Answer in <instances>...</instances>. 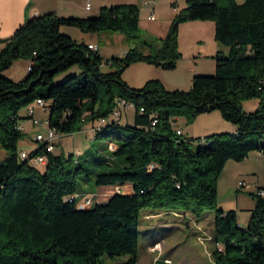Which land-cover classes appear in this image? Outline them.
<instances>
[{
    "label": "trees",
    "instance_id": "trees-1",
    "mask_svg": "<svg viewBox=\"0 0 264 264\" xmlns=\"http://www.w3.org/2000/svg\"><path fill=\"white\" fill-rule=\"evenodd\" d=\"M193 20L213 21L214 39L228 48L226 54L212 56L214 74L193 76L188 90L167 89L158 79L141 87L127 84L121 73L131 63L174 68L181 56L178 26ZM138 23L134 3L102 5L92 17L47 12L27 19L3 41L0 149L6 155L0 161V264H104L103 257H125L114 264H138L139 218L145 208L196 217L212 210L213 263L264 264V195L250 193L254 205L242 227L234 209L218 208L216 193L227 160L241 161L256 150L264 153V0H186L166 35L157 38L160 46L154 54L130 48L122 56L103 59L60 30H113L132 39ZM17 59L28 62L27 73L13 81L1 72ZM101 64L111 70L102 71ZM74 65L78 74L51 83ZM253 98L258 99L256 109L243 111L242 103ZM37 99L48 107V129L72 134L91 124L93 139L105 141L108 152L94 155L89 146L82 153L54 154L40 144L30 153H46L43 171L21 159L17 144L24 133L16 128L18 113ZM118 100L133 105L131 124H121L120 114L113 116ZM212 110L235 130L199 138L195 147L193 138L177 135L169 122L178 116L191 122ZM93 156L99 171L83 164ZM79 179L113 186L114 192H122L119 186L130 189L103 202L91 196L92 205L78 208V197L86 193H77Z\"/></svg>",
    "mask_w": 264,
    "mask_h": 264
},
{
    "label": "rangeland",
    "instance_id": "rangeland-1",
    "mask_svg": "<svg viewBox=\"0 0 264 264\" xmlns=\"http://www.w3.org/2000/svg\"><path fill=\"white\" fill-rule=\"evenodd\" d=\"M103 0H91L92 7L89 11L92 17L97 15L96 4ZM107 3H134L139 8V23L137 37L126 39L120 31L103 30L99 34L98 54L101 58L106 56L119 57L128 49L137 48L139 51L148 54H154L160 46L157 38H163L170 26L174 15L186 6V0H177L175 9L170 4L171 0H156L153 4H147V0H106ZM237 3L243 0H235ZM109 4V5H110ZM153 14L154 19L148 20V16ZM77 17V16H76ZM79 17V16H78ZM71 30V34L77 42L87 41L91 38L89 33L81 32L77 27L61 26ZM97 34V33H96ZM67 35V34H66ZM98 38L97 36L95 37ZM82 39V40H81ZM95 39V40H96ZM214 22L211 20H193L182 22L177 31V47L181 53L176 65L172 69H163L153 63L137 61L131 63L122 70V78L131 87H141L149 79H158L167 89L188 90L191 87L192 77L195 75H212L215 71V61L210 57L214 52ZM218 43V42H217ZM220 44V43H219ZM104 54V56H103ZM108 55V56H107ZM208 55V56H206ZM104 58V59H106ZM26 62L23 59L15 60L11 66L4 69L1 74L13 81H18L26 76ZM102 71H109L108 65L101 64ZM80 68L77 65L55 75L51 83L56 84L63 81L66 77L78 74ZM36 101V100H35ZM255 102L254 106L252 105ZM258 99L253 98L242 103L243 111L251 112L256 109ZM33 107V118L41 121L40 124L32 125L28 123L32 118L21 119L25 124L22 129L24 133L21 140L18 141V150H29L37 143L34 141L37 132H45L48 129V113L44 112L34 102L28 107ZM26 107L20 109L21 114H25ZM117 111V106L115 108ZM120 117L117 118L121 124H131L134 117V107L128 104L119 109ZM174 129L178 128L181 136L193 138L191 146L198 145V139L213 133H229L233 124L224 120L218 110H212L197 115L193 121L188 122L185 117H175ZM174 118V119H175ZM30 126V127H29ZM91 125L84 126L80 132L72 134H59L55 140V152L57 153H81L89 146H92L93 154L102 155L108 152L105 147V141L94 140ZM264 144V139L262 140ZM113 144L109 145L112 149ZM6 152L0 149V161L4 158ZM89 171L101 170L95 160V156L83 163ZM43 171V166L36 167ZM95 169V170H94ZM255 175L246 174L237 181V189H233L223 178L217 180V199L223 209H234L237 222L246 226V221L250 217L254 201L250 195L256 191L254 183ZM260 180L264 184V163L260 173ZM77 193L86 192L78 197V204L91 200V196L96 195L97 201L103 202L114 193L113 186H96L92 181L79 179ZM243 182V185H239ZM129 186H123L121 190L129 191ZM89 194V196H88ZM83 200V201H82ZM85 200V201H84ZM220 208V207H218ZM214 212L205 210L199 217L189 212L167 211L145 208L141 210L139 218V238H138V264H155V262L164 256L168 257L165 261L173 264H214L211 257L216 244L211 237L214 235L213 227ZM220 245V244H218ZM217 245V246H218ZM125 257H117L115 261H110L103 257V263L114 264L124 260Z\"/></svg>",
    "mask_w": 264,
    "mask_h": 264
},
{
    "label": "crops",
    "instance_id": "crops-1",
    "mask_svg": "<svg viewBox=\"0 0 264 264\" xmlns=\"http://www.w3.org/2000/svg\"><path fill=\"white\" fill-rule=\"evenodd\" d=\"M89 1L91 2V0ZM85 3H86V0H0V48H2L4 44L3 41L6 38L10 37L18 26H20L27 19H30L35 15H40V14L47 13V12H54L55 14L59 16L87 17V16L92 15L89 13L88 10L85 9ZM109 4L110 3H107L106 0L99 1V3L96 4V9H99V7L102 5H109ZM90 5L92 7V4ZM60 30L63 33H66L67 35H69L74 40L76 41L78 40L72 37L73 36L71 34L72 31L69 30L68 28L61 27ZM89 35L91 38H88L87 41H85V44H89V43L97 44L98 45L97 52H100L99 49L101 47L99 46V43H98L99 34L89 33ZM96 36L98 37L97 39L95 38ZM214 49L215 51L210 53L209 55L210 57H212L217 51H220L223 54H226L228 51L227 47L217 42H215L214 44ZM104 58H106V56H104L103 59ZM24 61L26 62V66H27L28 62L26 60ZM252 103H253L252 105L254 106L255 102H252ZM18 115L20 117L18 123L20 126H22V128H24L25 124L23 122L25 121H22L21 119L29 118V117H26L25 114H21L20 111ZM174 120L176 121L177 119L175 118ZM28 123L32 124V120L28 121ZM88 125H91V124H88ZM234 130H235V126L233 125L231 132H233ZM181 132L183 133L182 130ZM38 146H40V144H36L35 146L31 147V149L26 150V151L34 150ZM22 150H25V149H22ZM54 150H55V146L52 150V153L58 154ZM77 152L81 153L80 151H77ZM263 163H264V153L258 150L249 152L248 156L241 161L227 160L223 167L221 174L219 175L218 181L224 178L226 182L233 189H237V181L240 180L241 176H244L246 174H254L255 175V179H254L255 186L264 188V184L260 180V173L262 170ZM125 186H128V185H125ZM101 187H104V186H101ZM122 187L123 186H119L120 189ZM122 192H126V191L122 190ZM80 202L79 204H81ZM217 202H218L219 207L223 209L218 199H217ZM223 210H228V209H223ZM248 219L246 221V224L248 222ZM167 258L168 257L166 256L159 258L155 262V264H173V263H167L165 261Z\"/></svg>",
    "mask_w": 264,
    "mask_h": 264
},
{
    "label": "built area",
    "instance_id": "built-area-1",
    "mask_svg": "<svg viewBox=\"0 0 264 264\" xmlns=\"http://www.w3.org/2000/svg\"><path fill=\"white\" fill-rule=\"evenodd\" d=\"M156 0H147V4H153ZM176 1L177 0H171L170 1V4L173 6L174 10H175V6H176ZM91 7L90 5V1L89 0H86V3H85V9L86 10H89ZM148 20H153L154 17H153V14L151 13L148 17ZM87 48L91 51H97L98 50V45L95 44V43H89L87 44ZM34 104L39 106L44 112H47L48 111V107L46 105V103L40 99H37L36 101H34ZM127 105H125V102L123 100H118L117 101V111L114 110L113 112V116L114 117H118L120 112L119 109L120 108H124L126 107ZM34 114V109L33 107H28L26 108L25 110V116H29L30 118H32V125H36V124H40L41 121L37 120L36 118H33ZM156 122V119H153L152 120V125H154ZM171 126L175 127V120L174 119H170L169 120ZM45 123H46V120H45ZM16 128L20 131H22V126L19 125V123L16 125ZM176 134L177 135H181V131L180 129L176 128L174 129ZM59 134H51V129H46L45 132H37L35 134V137H34V141H36L37 143L39 144H43L44 145V151L45 152H52L53 148H54V144H55V140L56 138L58 137ZM115 146H112V149H114ZM45 152H42V153H34V154H31L30 151H26V150H18V154H19V157L23 160H26L28 161V163L34 167H37V166H45L46 163H47V156H46V153ZM239 185H243V182H240ZM127 192V191H126ZM257 194L259 195H264V188L263 189H258L256 188V191H255ZM114 193H125V192H114ZM89 196V194H88ZM77 195H73L71 198H75L76 199ZM97 198L96 197V202H99L97 201ZM93 203H83V204H77L78 208H88L90 205H92Z\"/></svg>",
    "mask_w": 264,
    "mask_h": 264
},
{
    "label": "bare ground",
    "instance_id": "bare-ground-1",
    "mask_svg": "<svg viewBox=\"0 0 264 264\" xmlns=\"http://www.w3.org/2000/svg\"><path fill=\"white\" fill-rule=\"evenodd\" d=\"M51 134H56L54 131L51 130ZM91 201V200H90Z\"/></svg>",
    "mask_w": 264,
    "mask_h": 264
}]
</instances>
